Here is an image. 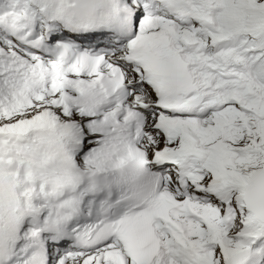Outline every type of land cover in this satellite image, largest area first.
Instances as JSON below:
<instances>
[{
  "label": "snow or ice",
  "instance_id": "snow-or-ice-1",
  "mask_svg": "<svg viewBox=\"0 0 264 264\" xmlns=\"http://www.w3.org/2000/svg\"><path fill=\"white\" fill-rule=\"evenodd\" d=\"M0 264H264V0H0Z\"/></svg>",
  "mask_w": 264,
  "mask_h": 264
}]
</instances>
